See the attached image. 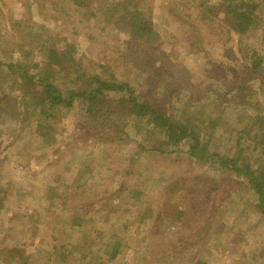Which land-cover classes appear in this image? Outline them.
Instances as JSON below:
<instances>
[{"label":"rangeland","instance_id":"374dc122","mask_svg":"<svg viewBox=\"0 0 264 264\" xmlns=\"http://www.w3.org/2000/svg\"><path fill=\"white\" fill-rule=\"evenodd\" d=\"M52 1L0 0V41L5 49L15 44L14 60L32 62L38 54L36 48L24 46L29 53L24 58L17 46L19 30L29 32L30 23L44 24L61 38L74 40L80 59L88 56L105 61L108 55L120 77L128 78L146 98L180 110L194 102L197 108L204 106L212 111L210 101L218 92L223 99L235 92L233 68L240 69L241 63L230 58L227 49L238 54L254 48L264 52V23L254 35L240 37L220 8L222 0H152L158 32L152 47L144 41L129 40L124 30L102 29L103 23L90 15L88 8L69 4L71 12L66 13ZM261 17L264 21V15ZM211 27L225 34L214 39L209 36ZM2 55L9 59L6 51ZM156 68H164L163 80ZM251 89L253 92L248 90L246 95L264 105V79L258 78ZM8 95L19 107L20 93L9 91ZM232 101L239 103L240 98ZM189 109L192 111V107ZM248 109L250 114L256 113L255 108ZM19 110L26 111L24 107ZM212 112L215 114V110ZM221 114L215 130L205 125L203 130L211 132V151L234 156L239 151V113L229 108ZM10 115L1 113L0 117V184L7 195L0 201V249L4 252L0 264H96L95 257H103L107 264L164 261L155 259L162 255L163 248L172 252V245L180 241V230L165 219L157 222L148 209L157 210L164 196L161 178L170 174L176 178L188 168L192 170V165L169 159L156 161L148 156L153 152L141 151L140 144L160 149L165 138L163 129L146 118L121 113L115 118L118 135L93 145V134L75 125L77 114L65 111L58 125L62 137L48 146L35 132L30 114L25 120L22 114L18 120ZM187 148L185 143L172 157L186 156L183 150ZM248 154H244V162ZM251 154L257 167L260 152ZM131 155L138 158L136 172L123 189L125 173L120 166ZM194 171L219 175L216 167L203 163ZM228 202L229 209L218 219L214 217L206 228L200 227L193 237H187L189 248L176 246L181 255L169 264H195L197 259L206 264H264V216L256 208L257 194L249 189L233 195ZM78 218L80 222L75 224ZM219 221L223 232L211 238L210 227ZM116 242L121 244L120 252L110 259Z\"/></svg>","mask_w":264,"mask_h":264},{"label":"trees","instance_id":"16d2710c","mask_svg":"<svg viewBox=\"0 0 264 264\" xmlns=\"http://www.w3.org/2000/svg\"><path fill=\"white\" fill-rule=\"evenodd\" d=\"M52 2L57 9L63 12L67 10L68 13L71 12L68 10L69 4L88 8L90 15L99 17L100 23H103L102 29L115 27L124 30L130 35L129 40L144 41L149 47L154 45L158 37L152 0ZM220 8L240 37L254 35L264 23L261 17L264 15V0H222ZM29 26L31 29L29 32L19 30L21 39L18 40L20 43L17 46L24 58L29 56V53L24 51V46L38 50L32 62L14 60L12 52L15 44L12 43L5 49L0 41V117L1 113H7L18 120L22 114L25 120L30 114L33 121L35 120V132L44 144L51 146L62 137V132L58 128L61 117L65 115V111H74L77 114L75 125L80 131L86 129L91 132L93 145H99L106 137L118 135L115 118L121 113H130L137 118L148 119L151 124L164 131L165 138L160 149L147 148L140 144L141 151L153 152V155L148 156L156 161L169 159L174 163L185 162L192 165V170L188 168L176 178H171V174L163 176L161 179L163 182L165 179L166 182H162L164 196L160 205L157 210L148 209L157 222L159 219H165L167 223L171 222L178 231L180 230L179 243L172 245V252L163 248L162 255L155 260L164 261L158 264H169L172 258L181 255L177 245L189 248L187 237H193L200 227L206 228L209 221L214 217L218 219L221 213L229 209L228 200L233 195L249 192V189L254 190L257 194L256 208L264 216V105H261L254 96L246 95L248 90L253 92L252 85L258 78L264 79V52L254 48L252 51H240L238 54L227 49L230 58L241 63V68H233L235 92L225 99L223 94L218 92L213 101H210L212 111L215 110L214 114L204 106L197 108L194 102L191 105L187 103L188 107L180 110V107L176 109L174 106L166 105L167 102L150 100L138 91L128 78L120 77L118 68L113 65L114 61L106 58L108 55L105 61L92 60L88 56L80 59L76 55L77 46L74 40L61 38L44 24L30 23ZM212 30L209 36L214 39L225 34L223 31L219 32L213 28ZM3 51L8 53L9 59L2 55ZM156 69L163 80L164 68ZM161 84L164 86L166 83ZM9 91L20 93L19 107H24L26 111L21 112L18 104L11 101ZM262 91L264 95V90ZM164 94L167 98L168 91L166 90ZM235 97L240 98L239 103L232 101ZM213 103L217 106H213ZM189 107H192V111ZM229 108L239 113L240 122L239 130L236 129V145L239 151L234 156L211 151L209 149L211 132L203 130V125L205 128L215 130L222 120V111ZM248 108H255L256 113L250 114ZM245 118L247 121L244 124L241 121ZM185 143L188 147L183 150L186 156L174 159L172 153L181 149ZM107 149L114 152L111 148ZM252 151L260 152L257 167L253 166ZM247 153L249 158L244 162L243 157ZM137 160V155H131L120 166L125 173L123 189L133 179ZM201 163L216 167L219 175L211 177L204 172L195 173V167ZM6 198L5 190L0 184V201ZM2 208L3 204H0V212ZM79 222L80 218L74 220L75 224ZM223 229L224 226L219 221L215 227H210V237L220 234ZM191 230L192 233H189ZM120 247V242L114 244L110 259L117 257ZM3 254V250L0 249V258ZM4 260L9 261L10 258L4 257ZM95 263L107 264V261L103 257H95ZM195 264L206 263L202 259H197Z\"/></svg>","mask_w":264,"mask_h":264}]
</instances>
